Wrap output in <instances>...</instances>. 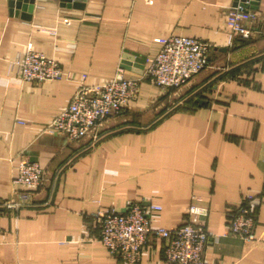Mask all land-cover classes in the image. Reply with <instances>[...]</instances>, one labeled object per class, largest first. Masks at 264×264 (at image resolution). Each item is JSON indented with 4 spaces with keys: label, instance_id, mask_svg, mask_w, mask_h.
<instances>
[{
    "label": "crops",
    "instance_id": "crops-1",
    "mask_svg": "<svg viewBox=\"0 0 264 264\" xmlns=\"http://www.w3.org/2000/svg\"><path fill=\"white\" fill-rule=\"evenodd\" d=\"M238 3L23 0L15 16L0 0V264H122L100 242L96 215L132 204L166 229L185 222L189 206L204 207V264H264V0L251 7L249 39L226 25ZM169 36L208 43L209 66L179 90L141 81L95 143L46 131L83 76L88 86L139 77ZM29 46L71 78L23 82L11 64ZM21 159L43 168L41 189L14 186ZM23 194L30 200L6 206ZM244 204L254 242L229 234ZM166 247L150 237L138 264H169Z\"/></svg>",
    "mask_w": 264,
    "mask_h": 264
},
{
    "label": "built area",
    "instance_id": "built-area-1",
    "mask_svg": "<svg viewBox=\"0 0 264 264\" xmlns=\"http://www.w3.org/2000/svg\"><path fill=\"white\" fill-rule=\"evenodd\" d=\"M255 2L239 0L227 15L226 25L234 36L251 37L252 31L246 22L257 19L251 8ZM210 51L209 44L202 40L169 36L161 51L148 59L139 77L118 75L110 82L88 86L86 76H83L68 106L53 119L46 131L63 135L70 142L90 139L95 143L103 137L106 123L120 115L135 98L141 81L147 80L165 91L179 90L209 66ZM11 65L23 82L54 81L63 76L71 78L58 61L33 51L31 46ZM44 175L43 168L37 163L21 159L13 184L37 191L44 185ZM29 200L30 194H23L18 201L7 202L6 206L17 208ZM150 209L160 208L151 206ZM187 212V220L170 229L153 227L149 212L140 204H132L125 213H98L96 221L101 226L100 242L122 264H138L149 238L155 236L167 242L165 259L169 264H204L206 244L212 235L206 228L208 210L191 205ZM229 234L246 242L257 241L255 219L248 205L240 206L231 218Z\"/></svg>",
    "mask_w": 264,
    "mask_h": 264
},
{
    "label": "water",
    "instance_id": "water-1",
    "mask_svg": "<svg viewBox=\"0 0 264 264\" xmlns=\"http://www.w3.org/2000/svg\"><path fill=\"white\" fill-rule=\"evenodd\" d=\"M62 2H70L72 0H60ZM23 0H10L11 11L15 14V16H20V11L22 9ZM22 18L29 19L30 16L26 13L21 14Z\"/></svg>",
    "mask_w": 264,
    "mask_h": 264
}]
</instances>
